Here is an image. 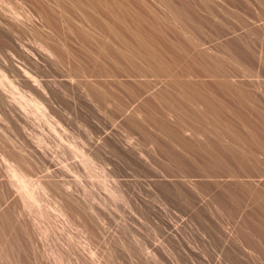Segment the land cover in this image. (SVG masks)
I'll use <instances>...</instances> for the list:
<instances>
[{
	"label": "rangeland",
	"instance_id": "obj_1",
	"mask_svg": "<svg viewBox=\"0 0 264 264\" xmlns=\"http://www.w3.org/2000/svg\"><path fill=\"white\" fill-rule=\"evenodd\" d=\"M163 1L0 0V264H264V0Z\"/></svg>",
	"mask_w": 264,
	"mask_h": 264
},
{
	"label": "bare ground",
	"instance_id": "obj_2",
	"mask_svg": "<svg viewBox=\"0 0 264 264\" xmlns=\"http://www.w3.org/2000/svg\"><path fill=\"white\" fill-rule=\"evenodd\" d=\"M211 1H214V0H199V2H200V7L204 10V11H206V12H209V14H212V12L210 11V8H209V6H208V3L209 2H211ZM160 2L162 3V6L165 8L164 10H163V12L164 11H166L167 12V15L165 14V13H163L164 14V16H165V19H164V17H163V19H164V21L165 22H167V24L168 25H163V24H166L165 22H161V20H160V17L157 19L156 18V21L154 22L155 23V27H154V25L152 24V23H150V24H152V27L150 26L149 27V29L151 28V30H153V31H155L154 33L155 34H157L156 33V31L157 32H160V33H169V34H172V36H182V35H189L188 33H191V34H198V35H201L202 33H203V31H204V29H203V27H205L204 25H202V23L200 22H197V21H195V20H192L190 17H187V16H185L184 14H183V12L182 11H180V10H177V9H175V8H173L172 6H170L169 4H167V3H165L163 0H160ZM114 7V6H113ZM115 8V7H114ZM117 8V7H116ZM119 9V8H118ZM121 9V8H120ZM121 11V10H120ZM122 12V11H121ZM105 13V12H104ZM195 14V13H194ZM123 15V14H122ZM169 15V16H168ZM198 15V14H197ZM197 15H194V18L195 19H198L200 16H197ZM84 16L86 17V14H84ZM88 16V15H87ZM115 16H117V15H115ZM115 16H114V18H115ZM193 16V15H192ZM89 17V16H88ZM113 17V16H112ZM162 17V16H161ZM134 18V17H133ZM89 19H90V17H89ZM88 19V20H89ZM92 19V18H91ZM91 19H90V21H91ZM110 19H112V21H114L113 20V18H110ZM121 19V18H120ZM144 19V18H143ZM149 19V18H148ZM155 19V18H154ZM87 20V19H86ZM87 20V21H88ZM93 20V19H92ZM131 20V19H130ZM240 20V19H239ZM85 21V20H84ZM86 21V22H87ZM94 21V20H93ZM92 21V22H93ZM118 21V20H117ZM120 21V20H119ZM127 21V20H126ZM138 21V20H137ZM136 21V22H137ZM154 21V20H153ZM152 21V22H153ZM136 22L135 21H133V20H131V23H132V25H134L133 27L135 28V27H140V26H138L139 25V23H138V25L136 26ZM139 22H140V18H139ZM147 22V21H146ZM151 22V21H150ZM169 22H171V23H169ZM113 23H116V22H113ZM120 22H118V24H119ZM123 23V22H122ZM121 23V24H122ZM205 23L206 24H208L209 25V29L211 30V31H216V32H220V34L223 32V29L222 28H220L219 26H217V25H213V24H211V21L207 18L206 20H205ZM88 24H91V23H89L88 22ZM117 24V23H116ZM127 24H129V23H126V26H127ZM141 24H143L144 26H145V24L144 23H141ZM244 24V23H243ZM95 25V24H94ZM103 25V24H102ZM123 25V24H122ZM83 26V25H82ZM99 26H101V25H99ZM98 26V27H99ZM119 26V25H118ZM130 26V25H129ZM128 26V27H129ZM144 26H142L141 25V27H143L144 28ZM148 26H149V24H148ZM91 27H93V26H91ZM90 27V28H91ZM114 27H115V25H114ZM125 27V26H124ZM146 27H147V25H146ZM155 29H154V28ZM101 28V27H100ZM127 28V27H126ZM130 28H132V27H130ZM138 28H136V30L138 29ZM89 28H87V30H88ZM104 29H105V27H104ZM117 29V28H116ZM140 29V28H139ZM138 29V32L137 33H139V31L141 30H139ZM147 29V28H146ZM148 29V30H149ZM91 30V29H90ZM108 30V29H107ZM121 30H123V29H121ZM144 30V32L146 33V31H145V29H143ZM86 31V30H85ZM101 31V30H100ZM106 31V30H105ZM126 31H127V29H126ZM125 31V32H126ZM130 31V30H129ZM142 31V30H141ZM140 31V32H141ZM103 32V31H102ZM109 32L111 33V34H115L116 32H118V31H115L113 28H112V26H110V30H109ZM124 32V33H125ZM143 32V31H142ZM142 32H141V34H142ZM151 33H152V31H150ZM150 32H149V37H150ZM128 33H130V32H128ZM133 33H134V35L136 34V31H133ZM224 33H225V31H224ZM87 34V33H86ZM122 34H123V32H122ZM125 34H127V33H125ZM147 34V33H146ZM145 34V35H146ZM117 35V33L114 35V36H116ZM119 36H120V34H118ZM117 35V36H118ZM124 35V34H123ZM130 35V34H129ZM133 35V34H132ZM131 35V36H132ZM138 35V34H137ZM144 35V33H143V36L144 37H146ZM158 35H160L159 33H158ZM157 35V36H158ZM83 36V35H82ZM141 36V35H140ZM147 36H148V34H147ZM155 36V35H154ZM153 36V37H154ZM166 36V35H165ZM85 37V36H84ZM86 37H88L87 35H86ZM126 37V36H125ZM129 37V36H128ZM138 37H139V35H138ZM152 37V36H151ZM156 37V36H155ZM158 37H160V36H158ZM163 37H164V35H163ZM130 38V37H129ZM147 38V37H146ZM84 39V38H83ZM82 39V40H83ZM88 39V38H87ZM135 39V38H134ZM143 39H145V38H138L136 41H134V44L136 45V46H139V47H144L145 46V42L146 41H144ZM122 40V39H121ZM81 41V40H80ZM87 41H89V40H87ZM87 41H85V42H87ZM95 41V40H94ZM90 43H93V42H91V40L89 41ZM82 43H83V41H82ZM105 43V42H104ZM121 44H122V46H131L129 43H128V41H124V40H122L121 42H120ZM103 44V43H102ZM90 45V44H89ZM105 46V45H104ZM145 48V47H144ZM103 50H105V49H103ZM106 50H107V48H106ZM109 50H111V49H108V51ZM119 50V49H118ZM112 51V50H111ZM114 51V50H113ZM112 51V52H113ZM121 51V50H120ZM120 51H119V53H120ZM102 52V51H101ZM106 52V51H105ZM112 52H109L110 54L112 53ZM114 53H116L115 51H114ZM114 53H113V55H114ZM102 54V53H101ZM108 54V53H107ZM123 54V53H122ZM103 55V54H102ZM116 55H118V51H117V53L115 54V58L114 59H116ZM128 55V54H127ZM132 55V54H131ZM152 55V54H151ZM123 56V55H122ZM130 56V55H129ZM106 57V56H105ZM108 57V56H107ZM110 57H112L113 58V56H110ZM134 58H136V56L134 57ZM121 57H120V60H119V57H118V62L119 61H121ZM125 59V58H124ZM123 59V60H124ZM137 59V58H136ZM135 59V60H136ZM134 62H136V61H134ZM124 63V62H123ZM94 64V63H93ZM115 64V63H114ZM118 64V63H117ZM119 64H120V62H119ZM122 64V63H121ZM125 64V63H124ZM149 64V63H148ZM218 64V63H217ZM88 65V64H87ZM116 65V64H115ZM84 66V65H83ZM82 66V67H83ZM98 66V65H97ZM121 66V65H120ZM161 66V65H160ZM219 66V65H218ZM153 67V66H152ZM222 67V66H221ZM85 68V67H84ZM83 68V69H84ZM86 68H87V66H86ZM85 68V69H86ZM121 68H122V66H121ZM125 68V67H124ZM123 68V69H124ZM139 68V67H138ZM137 68V69H138ZM161 68V67H160ZM163 68H164V66H163ZM216 68H217V66H216ZM220 68V67H219ZM154 69V68H153ZM166 69H167V67H166ZM165 69V70H166ZM132 70V69H131ZM134 70V69H133ZM154 70H157V69H154ZM207 70V69H206ZM213 70V68H211V71ZM214 70H215V67H214ZM220 70V69H219ZM83 71V70H82ZM135 71V70H134ZM148 71V70H147ZM186 71V70H185ZM222 71V70H221ZM85 72V71H84ZM154 73H155V71H153ZM157 72V71H156ZM171 72V71H170ZM186 72H188V71H186ZM207 72H208V70H207ZM214 72V71H213ZM24 73H25V71H24ZM126 73V72H125ZM143 73V72H142ZM141 73V74H142ZM158 74L159 73H162V72H157ZM193 73H194V71H193ZM85 74V73H84ZM138 74V73H137ZM190 74V73H189ZM210 74V73H209ZM217 74V73H216ZM26 75V74H25ZM86 75V74H85ZM146 75V74H145ZM150 75V74H149ZM156 75V74H155ZM161 75V74H160ZM162 75H163V73H162ZM161 75V76H162ZM212 75V74H211ZM24 76V75H23ZM84 76V75H83ZM90 76V75H89ZM144 76V75H143ZM142 76V77H143ZM165 76V75H164ZM176 76V75H175ZM214 76V75H213ZM149 77V76H148ZM151 77V76H150ZM158 77V76H157ZM171 77V76H170ZM154 78V77H153ZM159 78V77H158ZM175 78H177V77H175ZM174 78V79H175ZM157 80V79H156ZM162 80V79H161ZM181 81V80H180ZM179 82V81H178ZM173 83V82H172ZM180 84V83H179ZM224 85V84H223ZM90 89V88H89ZM91 91V90H90ZM196 94V93H195ZM102 96V95H101ZM171 96V95H170ZM194 97V96H193ZM165 98H166V96H165ZM173 98V97H172ZM104 99V98H103ZM162 99V98H161ZM167 99V98H166ZM240 99V98H239ZM173 100H175V99H173ZM192 100H193V98H192ZM199 101V100H198ZM197 101V102H198ZM241 101H244V100H241ZM175 102V101H174ZM177 102H179V101H177ZM245 102V101H244ZM150 103H152V101L150 102ZM170 103V102H169ZM176 103V102H175ZM199 103H200V101H199ZM204 103V102H203ZM241 103H243V102H241ZM163 104V103H162ZM224 104V103H223ZM245 104V103H244ZM181 105V104H180ZM200 105V104H199ZM173 106V105H172ZM210 107V106H209ZM167 108H168V105H167ZM172 108V107H171ZM178 108H180V107H178ZM249 108V110H250V107H248ZM173 109V108H172ZM209 109V108H208ZM212 109V108H211ZM177 110V109H176ZM184 111V110H183ZM192 111V110H191ZM193 112V111H192ZM264 117V116H263ZM263 120H264V118H262ZM264 122V121H263ZM264 124V123H263ZM229 127V126H228ZM252 127V126H251ZM230 128H231V126H230ZM253 128V127H252ZM255 128H256V126H255ZM251 129V128H250ZM254 130H257V128L256 129H254ZM178 138V137H177ZM174 140H175V138H174ZM182 141V140H181ZM200 146V145H199ZM217 147V146H216ZM230 147V146H229ZM213 148H215V147H213ZM233 148V147H232ZM208 150H209V148H207ZM212 149V148H211ZM235 149V148H234ZM213 150H215V149H213ZM191 151V150H190ZM194 151V150H193ZM216 152H217V150H215ZM233 151V150H232ZM231 151V152H232ZM172 152V151H171ZM207 152V151H206ZM226 152V151H225ZM230 152V153H231ZM237 152V151H236ZM178 153V152H177ZM198 153V152H197ZM200 153V152H199ZM208 153V152H207ZM214 153V152H213ZM224 153V152H223ZM178 154H180V153H178ZM201 154H203V153H201ZM209 155H210V153H208ZM218 154V153H217ZM227 154V153H226ZM242 154V153H241ZM240 154V155H241ZM231 155V154H230ZM243 155H245V154H243ZM211 156V155H210ZM218 156V155H217ZM221 156V155H220ZM228 156V155H227ZM226 156V157H227ZM234 156H235V154H234ZM219 157V156H218ZM225 157V156H224ZM242 157V156H241ZM175 158V157H174ZM222 158V157H221ZM203 159V158H202ZM218 159V158H217ZM223 159V158H222ZM227 159V158H226ZM230 159V158H229ZM233 159V158H232ZM235 159V158H234ZM238 159V158H237ZM249 159V158H248ZM220 160V159H219ZM223 160H225V159H223ZM232 161V160H231ZM245 161V160H244ZM215 162V161H214ZM222 162V161H221ZM209 163V162H208ZM246 163V162H245ZM223 164V163H222ZM199 165V164H198ZM209 164H207L206 166H208ZM195 167H197V166H195ZM194 167V168H195ZM201 167V166H200ZM215 167V166H214ZM220 167V166H219ZM190 168V167H189ZM203 168V167H202ZM221 168V167H220ZM247 168V167H246ZM249 168V167H248ZM193 169V168H192ZM206 169V168H205ZM209 169V168H208ZM207 169V170H208ZM210 169H211V167H210ZM228 169V168H227ZM197 170H198V167H197ZM223 170H224V168H223ZM247 170V169H246ZM249 170V169H248ZM254 170V169H253ZM21 171V170H20ZM192 171V170H191ZM200 171H202V170H200ZM210 171V170H209ZM220 171V170H219ZM194 172V171H193ZM204 172V171H203ZM208 172V171H207ZM222 172V171H221ZM221 172L219 173V175L221 174ZM234 172V171H233ZM242 172H243V170H242ZM252 172V171H251ZM16 173V172H15ZM192 173V172H191ZM199 173V172H198ZM205 173V172H204ZM238 173V172H237ZM247 173V172H246ZM14 174V173H13ZM209 174V173H208ZM244 175V174H243ZM24 177V176H23ZM21 178H22V176H21ZM20 178V179H21ZM16 180V179H15ZM25 180V179H24ZM21 181V180H20ZM26 181V180H25ZM23 183H25V182H23ZM24 185V184H23ZM23 185H21V186H23ZM27 185V184H26ZM20 189V188H19ZM28 189V188H27ZM260 194L258 193V196H259ZM235 196V195H234ZM254 196H255V194H254ZM257 196V197H258ZM238 197V196H237ZM263 197V196H262ZM233 198V197H232ZM231 198V199H232ZM251 198V197H250ZM234 200V199H233ZM238 200V199H237ZM264 200V199H263ZM262 200V201H263ZM229 201V200H228ZM259 201V200H258ZM264 202V201H263ZM237 203V202H236ZM260 203V202H259ZM234 205H235V203H234ZM264 206V205H263Z\"/></svg>",
	"mask_w": 264,
	"mask_h": 264
}]
</instances>
